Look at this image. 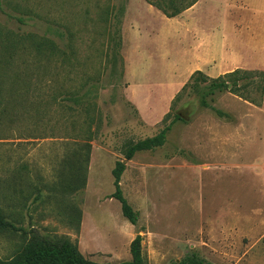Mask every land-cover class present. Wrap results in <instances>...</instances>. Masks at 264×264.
<instances>
[{
  "label": "rangeland",
  "instance_id": "obj_1",
  "mask_svg": "<svg viewBox=\"0 0 264 264\" xmlns=\"http://www.w3.org/2000/svg\"><path fill=\"white\" fill-rule=\"evenodd\" d=\"M153 2L170 4L0 0L3 84L31 97L3 99L10 113L0 115V264L64 239L88 260L118 264L131 259L137 234L143 264L192 251L213 264H264V89L253 88L261 75L245 91L259 105L205 82L182 90L205 59L216 61L201 70L209 77L236 69V0L199 6L205 17L192 26L212 45L208 57L192 47L191 24ZM169 124L161 146L126 159L129 145ZM76 141L90 143L85 185L63 190L60 159ZM118 161L135 224L114 197Z\"/></svg>",
  "mask_w": 264,
  "mask_h": 264
},
{
  "label": "trees",
  "instance_id": "obj_2",
  "mask_svg": "<svg viewBox=\"0 0 264 264\" xmlns=\"http://www.w3.org/2000/svg\"><path fill=\"white\" fill-rule=\"evenodd\" d=\"M170 4L166 6H160L159 3H154L156 7L163 11L169 17H173L180 12H182L187 7L194 4L197 0H190L189 3L181 8L173 6L174 0H168ZM170 6V7H169ZM171 8V12L167 11V8ZM44 40H34L32 48L36 55L35 63L42 59L44 54ZM9 59H5L4 62L9 64ZM32 61V62H33ZM256 73L261 75V78L254 84L255 91L262 92L264 89V71L252 72L246 71L240 68L233 69L232 71L225 72L217 77H209L205 75L200 70H195L190 76V83H185L182 87L184 90L189 84H192L194 89L200 88V84L205 82L209 83V90L214 92L218 90L219 92H230L232 94L242 97L244 100L249 101L255 105H259L256 99H252L245 91H249L251 84L254 81ZM18 74V73H15ZM20 74V73H19ZM34 74V72H33ZM32 75V74H31ZM15 76V75H14ZM17 77V76H16ZM9 78L8 73L5 69H0V115H9L10 106L8 101H3V99H30L29 94L26 90L22 88H7L4 86L3 81ZM15 79V78H14ZM249 80H253L252 82ZM41 86V84L39 85ZM40 88V87H39ZM201 89V88H200ZM245 92V93H244ZM33 99H43L40 95L34 96ZM178 115L174 116V119H178ZM170 129V124L163 128L157 135L139 140L131 145L125 150L126 159H130L136 151L148 150L157 146H161L165 141L166 132ZM87 138H90L88 136ZM73 145L77 148L73 149L69 154L63 155L60 159L63 167L69 168V180L68 176H63L62 171L58 173L59 180L57 185L63 189L76 190L85 185L86 180V166L88 163L89 153H90V143L89 141H76ZM124 169V163L118 161L116 167L113 170L115 192L114 197L117 198L121 203L122 214L132 223L135 224L137 220L136 213L132 210L130 205L127 203L126 199L122 196L119 187L120 174ZM62 173L61 175H59ZM73 188V189H72ZM6 224L4 220L0 217V226ZM130 253L131 259L128 261L120 262L118 264H143V257L141 253V236L137 234L135 238L130 243ZM21 264H113L109 262H94L84 258L77 249L72 246L67 240H61L57 242L43 241L38 246L32 247L25 251L23 254V259ZM171 264H213L212 262L206 260L200 256L197 252L192 251L185 254L179 260L173 261Z\"/></svg>",
  "mask_w": 264,
  "mask_h": 264
},
{
  "label": "crops",
  "instance_id": "obj_3",
  "mask_svg": "<svg viewBox=\"0 0 264 264\" xmlns=\"http://www.w3.org/2000/svg\"><path fill=\"white\" fill-rule=\"evenodd\" d=\"M203 0H197L194 4L184 9L172 18H183L186 25L191 24L188 32L192 34L191 41L194 49H200L204 46L205 51L201 55H214L213 47L209 43L204 44L205 36H198V29L195 27L203 16L199 6ZM219 15V10H216ZM195 26H192L194 25ZM196 32V33H195ZM200 40L201 42H194ZM198 45V46H197ZM224 49V47H223ZM247 51L245 56L241 55ZM205 59V58H204ZM216 62L212 58L205 59L203 65L206 68L196 66L197 70L210 71L209 64ZM251 69L264 71V0H236V69Z\"/></svg>",
  "mask_w": 264,
  "mask_h": 264
}]
</instances>
